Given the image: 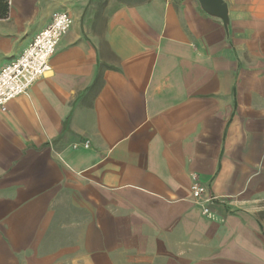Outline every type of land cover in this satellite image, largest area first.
<instances>
[{"label":"crops","instance_id":"obj_1","mask_svg":"<svg viewBox=\"0 0 264 264\" xmlns=\"http://www.w3.org/2000/svg\"><path fill=\"white\" fill-rule=\"evenodd\" d=\"M225 1L229 34L197 0H8L0 70L73 25L0 111V264H264V0Z\"/></svg>","mask_w":264,"mask_h":264},{"label":"built area","instance_id":"obj_2","mask_svg":"<svg viewBox=\"0 0 264 264\" xmlns=\"http://www.w3.org/2000/svg\"><path fill=\"white\" fill-rule=\"evenodd\" d=\"M73 25L67 13L55 14L51 24L41 31L16 60L0 70V111L6 112L8 104L15 98L27 94L33 84L52 71L50 60L55 54L62 37ZM89 147V142L85 143ZM193 198L199 204L207 205L213 198L207 196L205 188L195 183L191 186ZM203 213L209 209L204 207Z\"/></svg>","mask_w":264,"mask_h":264},{"label":"water","instance_id":"obj_3","mask_svg":"<svg viewBox=\"0 0 264 264\" xmlns=\"http://www.w3.org/2000/svg\"><path fill=\"white\" fill-rule=\"evenodd\" d=\"M202 11L211 19L219 21L227 34L230 32L229 7L225 0H197Z\"/></svg>","mask_w":264,"mask_h":264},{"label":"trees","instance_id":"obj_4","mask_svg":"<svg viewBox=\"0 0 264 264\" xmlns=\"http://www.w3.org/2000/svg\"><path fill=\"white\" fill-rule=\"evenodd\" d=\"M8 10V0H0V19L4 17Z\"/></svg>","mask_w":264,"mask_h":264},{"label":"rangeland","instance_id":"obj_5","mask_svg":"<svg viewBox=\"0 0 264 264\" xmlns=\"http://www.w3.org/2000/svg\"><path fill=\"white\" fill-rule=\"evenodd\" d=\"M259 219L264 223V209L259 213Z\"/></svg>","mask_w":264,"mask_h":264}]
</instances>
